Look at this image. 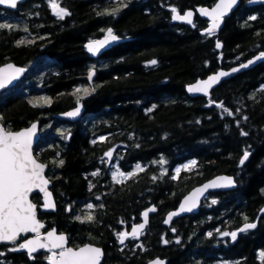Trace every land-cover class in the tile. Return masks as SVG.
<instances>
[{"label":"trees","instance_id":"16d2710c","mask_svg":"<svg viewBox=\"0 0 264 264\" xmlns=\"http://www.w3.org/2000/svg\"><path fill=\"white\" fill-rule=\"evenodd\" d=\"M216 1L58 0L71 13L63 19L49 0H29L17 10L0 7V23L14 26L0 29V65L13 60L29 66L2 94L1 121L9 129L41 121L35 149L49 162L58 209L40 211V218L67 232L71 245L103 246V264H147L156 256L168 264H264V62L223 81L210 96L192 97L186 89L264 50V0H242L218 33L204 34L209 21L199 16L193 24L173 19L172 8ZM108 26L130 39L92 58L85 43ZM92 68L97 76L89 82ZM38 97L51 103L33 106ZM78 102L86 107L78 121L56 116ZM245 151L249 157L241 164ZM220 173L235 175L237 188L211 192L197 212L164 224L192 187ZM33 199L41 202L39 194ZM151 205L156 210L142 236L121 244L118 233ZM89 212L94 221L76 220ZM246 222L256 227L235 240L222 235ZM18 246L0 245V264H47L49 252L30 258L11 250Z\"/></svg>","mask_w":264,"mask_h":264},{"label":"snow or ice","instance_id":"6c2138e0","mask_svg":"<svg viewBox=\"0 0 264 264\" xmlns=\"http://www.w3.org/2000/svg\"><path fill=\"white\" fill-rule=\"evenodd\" d=\"M18 0H0V5H7L11 8L17 6ZM237 0H219L211 10L200 8L198 11L206 17L211 18V25L206 32L208 34H213L220 26L224 16L236 5ZM49 5L53 10L54 15L58 18L63 19L64 17L70 15L71 13L66 9L60 7L58 0H49ZM174 13L173 18L177 20L186 21L192 23L193 12L188 11L184 15H180L178 10L175 8L171 9ZM119 9H113L111 13L106 12L101 14H114L118 12ZM250 19H256L255 16L250 17ZM194 26V25H193ZM14 26L8 23H0V29L11 30ZM115 41L118 39L112 33L111 29L107 30V37L105 41H94L90 42L87 46L89 51H98V45H102L108 42V40ZM33 41L19 40L18 44L32 43ZM217 48L221 47L220 42L216 44ZM264 58V52H261L256 59ZM155 64L156 61L151 62ZM253 61L249 60L248 64H241L240 67H247L252 64ZM13 70V71H9ZM233 72L238 71V69H232ZM24 72L23 68H14L13 65H7V68H0V89L4 88L7 84H10L16 76ZM229 73L220 72L218 75L209 76L206 80L199 81L196 85L190 86V92H198L207 94L209 89L216 84L221 77L227 76ZM80 89H76L79 92ZM87 94V89L84 90ZM95 91V88L92 89ZM75 94V93H74ZM39 101H43L44 104H50L51 98L49 97H38L34 101L33 106H42ZM223 107V104L220 105ZM80 109L76 108L75 111L69 112L66 115L76 116L79 114ZM227 111V109L225 110ZM231 115V112H229ZM247 119V117H244ZM2 120V117H0ZM36 124H33L30 128L24 129L19 132H12L6 129L2 124H0V242H12L15 243L22 234L34 233L35 235L31 239H24L22 243L19 244L18 248L11 249L12 251L17 250H27L29 256L38 250H46L50 254L46 257L49 264H100L101 257L103 255L102 249L94 247L92 245H85L83 247L72 248L67 246V237L64 234H57L55 228L47 231L46 235L41 234V229L45 227L37 218L36 208L37 205L32 203L29 199L30 194L34 190H39L43 193V204L44 209H55L56 205L52 199V193L48 191V185L50 181L45 177L44 170L47 165L38 162V159L34 157L32 152L33 136L35 135ZM242 135H247L246 132H242ZM101 141L105 137H100ZM95 143V141H93ZM107 156L111 157L112 152L106 153ZM249 153L245 151L243 158L240 163L243 164L245 160L248 159ZM56 163V161H53ZM59 165L62 166L64 161L60 159L58 161ZM195 165V161H192L190 165H184V168H189ZM138 170H143L140 165H137ZM181 171L180 168L176 169L177 174ZM135 173L129 172L127 174L120 173L121 177H131ZM95 175V173H94ZM113 178H116V174H113ZM155 179V178H154ZM220 181L226 182L228 185L233 184L231 177H220ZM218 186L215 181L210 185H205V189L208 187ZM202 189H198L197 192H202ZM188 203L186 199L185 204ZM216 203V201H213ZM182 204L180 211H191L195 207V202L191 204L190 207H185ZM95 206L88 204L87 208L89 210L93 209ZM103 207V205H101ZM155 211V208H150L143 213L144 222L133 227L131 233L122 232L118 233L120 243L123 244L128 236L133 238L138 237L142 234V230L147 224V217L149 212ZM178 215V213H170L168 220H171L172 216ZM95 217L89 212L84 217L76 216L78 221H94ZM247 219V218H245ZM168 221H166L167 223ZM255 223H246L244 228L240 231H245L250 228H255ZM175 231V229H173ZM208 235H211L209 233ZM222 235H230L233 240L236 239L237 233H222ZM164 243H168L167 240ZM143 247L142 245H139ZM261 258L264 259V252H261ZM150 264H164L163 261L155 260L150 262Z\"/></svg>","mask_w":264,"mask_h":264},{"label":"water","instance_id":"95a60500","mask_svg":"<svg viewBox=\"0 0 264 264\" xmlns=\"http://www.w3.org/2000/svg\"><path fill=\"white\" fill-rule=\"evenodd\" d=\"M26 1H28V0H18L17 6H16L15 8H11V7L7 6V5H0V6H1V7H5V8H9V9H17L18 6H19L20 4L25 3ZM241 1H242V0H237L236 5H234V6L232 7V9H231V10H230V11L224 16V18H223V20H222V22H221L219 28H218L214 33H218V32L221 31V29H222L223 26H224L225 18L228 17V16H230V15H232V14H233V13H234V12L240 7V5H241ZM217 2H219V0H217V1H216L213 5H211V6H208V5H206V6H198L197 8H189V9H186L185 11H180V10H178V12H179L180 15H184L186 12H188V11H192V12H193V17H192V23H191V24H193V23L195 22L197 16H199V17H201V18H203V19H207V20L209 21V24H208V26H207L206 28H204V29L202 30V32H203L204 34H208V33L206 32V29H208V28L210 27V25H211V18H210V17H206V16H204L202 13H200V12L198 11V9H200V8H205V9L211 10V8L214 7V5H215ZM173 16H174V13H173ZM173 19H174V18H173ZM174 21H176V22H180V23H187V24H190V23H188V22H186V21L177 20V19H174ZM108 29H111V30H112V33H113L115 36H117L118 39L115 40V41H112V40L109 39L107 43L102 44V45H98V46H97V47H98V51H96V52H91V51H89V49H88L87 46L89 45L90 42H94V41H105V39H106V37H107V30H108ZM129 39H130L129 37H123V36H120L117 32H115V29H114L113 26H108V27L105 29V31H104V33H103L102 36H100V37H98V38H96V39L88 40V41L85 43V47H86L87 51L89 52V54L91 55V57H93V58H97V57H99V56H102V55H103L108 49H110L113 45L118 44V43H120V42L127 41V40H129ZM220 44H221V47H220L219 49L221 50V49L223 48V43L220 42ZM261 52H264V50H262V51H260V52H257V53L254 54L253 56H251V57L247 58L246 60H244V61H242V62H240V63H237V64H235V65H233V66H231V67H228V68H227V67H222V68H220V69H218V70H216V71H214V72L208 74L206 77L199 78V79L195 80L194 82L189 83V84L187 85V87H186L188 94H189L190 96H192V97H196V96H210L211 93H212V91H213L215 88H217V87H218L223 81H225V80H227V79H229V78H231V77H233V76H235V75H237V74H239V73H241V72H244V71H246V70H249V69H251V68H253V67L259 65L260 63L264 62V58L256 59V57H258L259 54H260ZM249 60H252L253 63H252V64H249L247 67H244V68H241V67H240L241 64H248V61H249ZM9 64L13 65L14 68H23V69H24V72L18 74V75L16 76V79H14L10 84H7L4 88L0 89V97H1L2 93H3L6 89L15 86V85H16V84H17V83H18V82H19V81H20V80L26 75L27 71L29 70V67H28L27 65L18 64V63H16V62L13 61V60H10V61H7V62L1 64V65H0V68H7V65H9ZM234 68H235V69H238V71L233 72L232 69H234ZM9 71L11 72V71H13V70H9ZM222 71H223V72H227V73H229V75L224 76V77H221L220 80H219L216 84H214V85L209 89V91H208L207 94H205V93H198V92H190V91L188 90L190 86H194V85H196L199 81L206 80L209 76L218 75V74H219L220 72H222ZM96 76H97V71H96L95 68H92V69L89 71V73H88V80H89V82H93V80L95 79ZM76 108H79V109H80L78 115H76V116H74V117L66 115V114L69 113V112L75 111ZM85 111H86V107H85L84 103H82V102H78L77 105L74 106L73 108H71V109H69V110H67V111H65V112L58 113V114H56V116H58V117H62V118H66V119H69V120H71V121H77V120H79V119L84 115ZM0 124H2L6 129H8L9 131H12V132L23 131L24 129H28V128H30L33 124H36V126H37L36 129H35V135L33 136L32 152H33L34 157H36V158L38 159V162L47 165V167H46L45 170H44V175H45V177L50 181V183H49V185H48V191H50V192L52 193V199H53V201H54V203H55V205H56L55 209H44V208L42 207V204H43V202H44V201H43V193H41L39 190H34V191L30 194L29 199L32 201V203H34V204L37 205V208H36L37 218H38L42 223H44V225H45V227H44L43 229H41V234H42V235H46L47 231L51 230L52 228H55L56 231H57V234H64V235L67 237V246H68V247L78 248V247H83V246H85V245H89V244H90V245H92V246H94V247L100 248V249H102V252H103V255H102V257H101V261H100V264H102V263H103V260H104V257H105V249H104L103 246H101V245H99V244H96V243H93V242H90V241H89V242H86V243H83V244L80 245V246H74V245H71V244H70V241H69V235H68L67 232H61V231H59V229H58L56 226H54V227H50V228H49V227H48V223H47L45 220L41 219L40 216H39L40 211H42V212H55V211H57V209H58V204H57L56 196H55V193H54V191H53V189H52L53 181L51 180V178H50L49 175H48L49 162H46V161L41 160V159L37 156L36 151H35V147H36L37 143L39 142V140H40V138H41V135H42V131H41L42 123H41V121H40V120H35V121L31 122L29 125H27V126H25V127H22V128H20V129H9V128H8V127H7L2 121H1V120H0ZM248 157H249V156H248ZM220 177H231L232 180H233V184L228 185L226 182H224V181H220V180L218 179V178H220ZM213 181H215V182L217 183L218 186H216V187H208V188L205 189V185H210ZM237 185H238V183H237V180H236L235 175L230 174V173H220V174H217V175H215V176H213V177H211V178L205 180L204 182L195 185L194 187H192V188H191V189H190V190H189V191H188V192H187V193L181 198L179 204H178L175 208H173V209H171L170 211L167 212V214H166V216H165V219H164V224H165L166 226H170V225H171L176 219H178V218H180V217H183V216H186V215H189V214H191V213L197 212V211L199 210V208H200V206H201V204H202L204 198H205L209 193H211V192H215V191H228V190H234L235 188H237ZM198 189H202L203 191H202V192H197ZM34 194H40V196H41V202H35V201H34V199H33ZM186 199L188 200V203H187V204H185ZM193 202H195V207H193L191 211H187V210H186V211H182V212L180 211V207H181L182 204H185V207L187 208V207H190L191 204H192ZM150 208H155V210H156V206H155V205H151V206L145 208V209L142 211L141 220H140L139 222L133 224V225L130 227V229L127 230L126 232L131 233L133 227H135V226H137V225L143 223V222H144V216H143V213H144L145 211H147L148 209H150ZM174 212L178 213V215H174V216H172L171 220H168L169 214H170V213H174ZM153 213H154V211H153V212H149V215H148V217H147V221H148V222H147L145 228L142 230V233L146 230V228H147L148 225L150 224L151 215H152ZM166 221H168V222L166 223ZM246 223H255V222H246ZM246 223H244L239 229H237V230L235 231V232L237 233V236H238L241 232H243V231H240V230L244 228V225H245ZM255 224H256V223H255ZM247 230H248V229H247ZM245 231H246V230H245ZM34 235H35L34 233L22 234L21 237H20L16 242H20V243H22V242L24 241V239H31ZM141 236H142V234L139 235L138 238H140ZM131 237H132V236H128V237L125 239L124 243L127 241L128 238H131ZM2 244H12V242H0V245H2ZM20 251H24V252H26V253L28 254L27 250H23V249H22V250H20ZM40 251H42V250H38L37 252L33 253L31 256H29V254H28V256H29L30 258H32L34 255L38 254ZM155 260L163 261L164 264H168V261H169L168 258H166V257L156 256L155 258H152L151 260H149L147 264H150V262L155 261ZM47 264H49V261H48V260H47Z\"/></svg>","mask_w":264,"mask_h":264},{"label":"flooded vegetation","instance_id":"af4514ba","mask_svg":"<svg viewBox=\"0 0 264 264\" xmlns=\"http://www.w3.org/2000/svg\"><path fill=\"white\" fill-rule=\"evenodd\" d=\"M19 7H20V6H19ZM16 86H17V85H16ZM16 86H15V87H16ZM15 87H12V88H15ZM12 88H10V89H7L5 92H7V91H10Z\"/></svg>","mask_w":264,"mask_h":264},{"label":"rangeland","instance_id":"374dc122","mask_svg":"<svg viewBox=\"0 0 264 264\" xmlns=\"http://www.w3.org/2000/svg\"><path fill=\"white\" fill-rule=\"evenodd\" d=\"M120 173H122V172H120ZM120 173H118V174H120Z\"/></svg>","mask_w":264,"mask_h":264}]
</instances>
